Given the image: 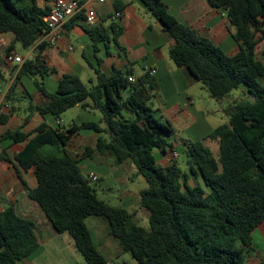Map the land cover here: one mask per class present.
I'll use <instances>...</instances> for the list:
<instances>
[{
    "label": "trees",
    "instance_id": "16d2710c",
    "mask_svg": "<svg viewBox=\"0 0 264 264\" xmlns=\"http://www.w3.org/2000/svg\"><path fill=\"white\" fill-rule=\"evenodd\" d=\"M207 1L225 12L235 27L233 39L240 45L236 55H228L209 38L181 24L164 0H140L174 40L169 50L171 60L177 67L188 69L212 98L221 101L242 86L247 89L250 100L235 101L228 109V123L207 137L218 142V157L198 141L187 144L185 150L189 174L175 160L167 166L158 165L154 153L173 151L175 130L148 105L150 77L129 82L134 73L115 67L110 74L105 73L98 53L105 47L109 54L112 43L123 49L119 43L123 28L115 21L108 28L101 23L87 25L83 14L70 21H84V30L93 41L96 65L91 66L96 84L88 86L78 75L65 74L52 93L39 83L49 103L44 107L31 105V110L46 121L56 122L74 107H90L101 113L99 122L87 121L71 128L44 122L33 133L8 131L0 138V160L14 167L28 197L39 205L58 234L72 237L87 264H108L94 243L88 225L91 217L104 220L110 236L138 264H247L253 233L264 224V52L261 58L256 53L264 40V0ZM124 9L116 2L115 12L123 13ZM48 13L38 0H0V34L11 33L23 48H31L46 34L44 17ZM44 47L43 42L39 44L40 50ZM11 55L6 54L4 60ZM47 73L40 58L26 60L6 101L13 100L17 85H23L25 77ZM2 79L0 70V82ZM127 89L130 94L124 99L122 92ZM6 121L7 115L0 114V124ZM90 131H105L109 137L101 136L95 148L87 147L80 160L70 156L65 147L73 136ZM18 144L24 147L11 158L8 151ZM46 146L58 148L60 154L44 153ZM94 152L111 156L116 166L130 161L147 182V188L140 192V206L150 213L149 229L135 224L125 208L98 197L81 167ZM30 169L36 178L35 189H30L22 176V171ZM191 177L201 178L209 192L199 183L190 185ZM42 252L36 223L20 216L14 207L4 208L0 212V264L32 261Z\"/></svg>",
    "mask_w": 264,
    "mask_h": 264
},
{
    "label": "crops",
    "instance_id": "0c3cea01",
    "mask_svg": "<svg viewBox=\"0 0 264 264\" xmlns=\"http://www.w3.org/2000/svg\"><path fill=\"white\" fill-rule=\"evenodd\" d=\"M80 1L84 2V6L87 9L96 11L99 24L101 23L104 27L108 28L111 23L108 24L106 20L109 19L119 23L123 28V33L119 38V43L123 49L116 46L120 51L119 56L112 50L113 46L111 44L109 45V54H107L105 47H102L101 51L98 53V56L102 59L101 68L105 73L110 74L115 67L122 71L130 70L134 73L135 78L139 79L141 76L137 75L136 70V66L138 65L144 70V75L142 77L148 75L150 70L156 71L153 77L148 75L151 80V78H155L158 74H162L165 69L168 74L176 75L171 82V86L174 89H179L180 84H184L188 94L193 87H198V83H201L191 75L188 69L177 67L171 60L169 50L174 45V40L163 30L157 20L156 22L151 18L150 12L142 5L140 0H107L104 4H100L98 0ZM116 2L125 6L121 19L114 18L116 13ZM164 2L169 12L181 24L194 29L201 36L209 38L228 55L234 56L240 51V45L233 39L236 29L231 24L228 16L222 10L211 7L207 0H164ZM38 4L42 8L47 7L46 0H38ZM110 16H112V18ZM84 25V21L76 24H72L71 21H68L62 29V38L56 46H49L41 40L31 48H24L26 50L25 55L19 51L18 44L20 43L16 42L13 34H0V68L8 65L4 60V56L8 53H12L20 55L24 58V61L40 58L48 71L47 75L41 76L39 74H32L30 77H25L23 79V85H17L13 100L7 102L5 99L4 103H0V114L7 115L6 123L0 124V138L8 131L21 130L23 133H33L44 122H47L49 125H60L65 128H71L76 124L87 122H78L76 119L66 127V121L63 117L56 122L50 119L46 121L39 112L31 110V105L44 107L49 103L48 99L44 97L38 87V84L41 83L46 88L44 83L45 78H52V81H54L58 87L59 81L65 74L78 75L82 80L81 74L86 73L88 68L95 73L94 68L91 66V63H93L91 57L94 58L93 41L85 32ZM42 42L45 44V47L43 50H40L39 44ZM263 52L264 40L256 49L259 58H261ZM89 53H92V55ZM148 63L149 65H147ZM11 74L12 73L9 72L4 75L0 82V87L5 89L6 95L14 82V80H10ZM39 76L42 78L41 82L37 79ZM32 82L34 85L33 87ZM246 90L247 89L242 86L221 101L230 102V108L235 101L250 100L246 95ZM129 94L124 96V92H122L124 99H126ZM194 105V98L188 97L184 105L175 103L170 108L163 109L161 118L163 121H168L172 124L175 130L174 135H176L178 131L187 132L198 123L196 116L201 112L197 109H194V112L189 110V108ZM86 110L93 111L90 107ZM124 114L130 115L127 111H124ZM102 127L106 130L105 125ZM101 136L108 138L109 134L105 131L102 134L93 131L76 134L65 147V150L70 156L80 160L82 159L84 150L87 147L95 148ZM205 140H207V138ZM171 143L173 144V151L177 152L176 148L180 145H183L186 150L189 141L184 140L182 142L175 141ZM23 147L24 144L13 145L8 151L9 156L13 158ZM43 151L46 154H60L58 148L51 146L44 147ZM1 152L2 149L0 146V154ZM169 153L168 151V153L162 154L159 160L161 166L169 165ZM86 159L96 161L101 167L111 168L113 178L111 181L112 185L123 189L119 196V202L122 204L120 207L125 208L133 215L135 224H141L144 219L149 220L150 213L140 206V192L147 187H143L144 184H141L136 188V182H140L142 176L138 175L136 168L130 161L116 166L111 156L102 155L99 152H94L91 158ZM83 168L86 167H82V170ZM120 172H122V174L115 177V174ZM130 172H132L133 179L129 177ZM87 174L88 173L85 175ZM22 176L30 189H35L37 187L33 169L27 172L22 171ZM100 180H102L101 176ZM110 190H113V187H110ZM34 203L36 202L28 197L26 187L18 178L14 167L6 161L0 160V212L6 207H14L20 216L31 219L36 223L38 239L43 249L45 245L40 234L43 239L46 240L45 242H49L50 247L48 248V252L53 253L55 256L57 255L62 261L73 257V254L66 253L67 246L72 248L71 251H73V253L74 251L78 253L72 237L68 233L58 234L45 213L38 210ZM257 229L264 239V224ZM93 232H96L98 236L101 234L107 235L105 249L110 250L112 236H110L108 224L100 218H95L92 233ZM99 242H103V240L100 239ZM253 250L255 251L254 245ZM81 259L84 260L83 257ZM78 260H80V258H78ZM21 264H34V261H24ZM62 264L65 263L62 262ZM247 264L249 263L247 262Z\"/></svg>",
    "mask_w": 264,
    "mask_h": 264
},
{
    "label": "rangeland",
    "instance_id": "374dc122",
    "mask_svg": "<svg viewBox=\"0 0 264 264\" xmlns=\"http://www.w3.org/2000/svg\"><path fill=\"white\" fill-rule=\"evenodd\" d=\"M151 18H153L154 21H156L155 17L149 13ZM106 22L109 24L112 22V20L107 19ZM157 22V21H156ZM113 46V51L116 52V55L119 56L120 51L117 49V47L114 45V43L111 44ZM18 49L20 52H22L23 55L26 54V50L21 46V44H18ZM110 50V47H109ZM108 50V51H109ZM92 55V53H89ZM261 55V54H260ZM91 60L94 65H96V62L94 58L91 57ZM149 65V63L147 64ZM137 75L143 76L144 70L140 66H136ZM83 82L88 85L92 86L93 84H96V75L93 70L88 68V71L84 74H81ZM174 77L176 75L168 74L167 71L164 69L162 74H158L155 76V78H151L150 84H148L149 92L151 94V100L148 103V105L157 111V116L162 120V111L164 108H170L173 104L179 103L181 105H184L185 101L188 97H193L195 101V105L191 106L189 110L194 112V109L199 110L201 113L197 114L198 123L192 127L187 132H181L178 131L176 135H174L171 138V142H182V141H189V143H195L198 141H203L205 145H207L214 155L218 157L219 155V144L216 141L211 140H205L208 135L217 127L228 123V116L227 111L230 106V102H223V101H217L214 98L211 97L210 93L207 89L204 88L202 83H198V87H193L189 94L188 91L186 92V87H184V84H180L179 89H174L171 86V82L174 80ZM135 78V76H134ZM38 81H42V78L39 76L37 77ZM136 79V78H135ZM28 80V79H27ZM25 80V81H27ZM53 79L45 78L44 83L46 85V88L49 92H55L57 89V84L52 81ZM137 80V79H136ZM158 84V85H157ZM32 82V87H33ZM124 96H127L130 91L129 89L124 90ZM101 113L97 110L91 111V110H85L81 107H74L70 110H68L65 114L62 115L64 120L66 121V127L70 123H72L73 120H76L78 122L82 121H93V122H99L101 118ZM163 121V120H162ZM177 157L172 153L173 151H170L169 153V161L175 160L177 164L182 168V170L185 173L189 174V166H188V157L187 153L184 149L183 145L178 146L177 148ZM155 156L158 160H160L162 154L158 151H155ZM158 165H160L158 161ZM83 168V173H89L90 171H94L98 176L99 180L98 182H92L91 186L97 191L98 197L108 203L109 205L120 207L122 204L119 202V196L123 189L121 187H115L112 185V171L111 168L107 167H101L97 164L96 161L91 160H84L81 162ZM122 174L116 173L115 177H118ZM100 176L102 177V180H100ZM130 179L132 178V172L129 173ZM141 182V183H140ZM136 182V188L139 187L141 184H144L143 187H147L146 181L141 177V181ZM190 185H195L196 183H199L208 193L209 188L205 186L203 180L201 178H193L191 177L189 181ZM110 187H113V190H110ZM38 210L41 212L42 209L39 207L37 203H34ZM95 217H91L88 219V225L93 231V224H94ZM143 228L149 229V220L144 219V221L139 224ZM40 237L44 243V249L41 255H39L36 259H34V264H87L79 253H73L71 251L72 248L67 246L66 253L67 254H73L74 256L71 257L68 260H60L59 257L54 255L51 252H48L49 242H45L46 240L43 239V237L40 234ZM112 241L110 242V250L105 249L107 235L101 234L98 236L96 232H93V240L96 246L99 248V250L103 253V255L106 257L108 264H138L132 257L131 253L125 252L120 245V243L115 240L113 237H111ZM103 240V242H99ZM253 245L255 248V251L252 250L248 254V260L247 262L249 264H260V262L264 259V239L260 234V231L257 229L253 235ZM77 252V251H76ZM44 253V254H43ZM259 253V254H258ZM80 258V260H78Z\"/></svg>",
    "mask_w": 264,
    "mask_h": 264
},
{
    "label": "built area",
    "instance_id": "2783aa9c",
    "mask_svg": "<svg viewBox=\"0 0 264 264\" xmlns=\"http://www.w3.org/2000/svg\"><path fill=\"white\" fill-rule=\"evenodd\" d=\"M47 8L49 10L48 15L44 17V22L47 25V31L42 41L49 46H56L62 38V29L64 25L76 17L79 14H83L85 18V23L90 26H95L98 24V16L95 10L87 9L84 4H81L78 0H46ZM107 0H98L100 4L106 3ZM123 13L116 12L114 15L115 19H121ZM8 65L0 68L3 76L7 73H12L10 75V80H15L16 76L24 64V58L20 55L12 54L7 61ZM155 70H150L148 75L153 77L155 75ZM129 82H135L133 76L129 77ZM6 92L5 89L0 87V103L5 102ZM177 157V152H172ZM88 180L92 182H98L99 176L90 172L87 174Z\"/></svg>",
    "mask_w": 264,
    "mask_h": 264
}]
</instances>
